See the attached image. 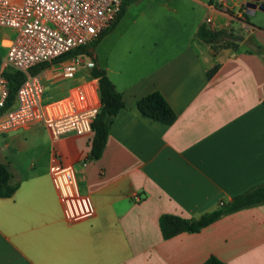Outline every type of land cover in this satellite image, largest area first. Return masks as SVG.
Instances as JSON below:
<instances>
[{"label": "crops", "instance_id": "obj_1", "mask_svg": "<svg viewBox=\"0 0 264 264\" xmlns=\"http://www.w3.org/2000/svg\"><path fill=\"white\" fill-rule=\"evenodd\" d=\"M244 1L126 5L97 43L116 28L131 43L101 58L92 52L123 99L97 158L86 157L92 130L54 141L48 135L45 145L34 143L35 127L46 130L39 122L0 132V160L18 180L10 196L0 197V264H201L209 255L227 264H264V203L168 238L158 224L161 213L196 217L264 181V27L248 19L256 8ZM204 20L213 29L237 30L241 40L202 41L195 31ZM13 35L0 38L5 49ZM67 58L41 68L43 90L46 80H69L55 99L85 74L80 68L63 77ZM153 90L175 112L171 123L137 110L136 100ZM52 160L72 162L91 216H63L49 175Z\"/></svg>", "mask_w": 264, "mask_h": 264}, {"label": "built area", "instance_id": "obj_2", "mask_svg": "<svg viewBox=\"0 0 264 264\" xmlns=\"http://www.w3.org/2000/svg\"><path fill=\"white\" fill-rule=\"evenodd\" d=\"M121 2L0 0V26L14 30L13 38L0 57V107L8 93L2 71L11 68L24 74L15 90L13 104L0 111V132L39 122L54 141L67 133L81 135L92 130L91 122L100 106L96 77L88 72L94 64L92 56L86 53L72 55L60 64L63 77L74 75L80 68L85 74L66 95L48 102L42 101L47 70L29 73L27 69L75 46L93 42L113 21ZM49 175L67 220H79L93 214L89 196L79 191L71 161L52 160Z\"/></svg>", "mask_w": 264, "mask_h": 264}, {"label": "trees", "instance_id": "obj_3", "mask_svg": "<svg viewBox=\"0 0 264 264\" xmlns=\"http://www.w3.org/2000/svg\"><path fill=\"white\" fill-rule=\"evenodd\" d=\"M132 1L133 0H122L120 10L113 21L93 42L90 44L75 46L56 56L53 60L60 61L72 55L89 52V46L96 43L105 33L112 29L118 18L123 13L126 5ZM208 2L216 4V0H208ZM195 34L199 39L209 44L225 41L224 44L231 43L234 45L236 41L241 40L242 38L241 34L233 31L231 28L223 27L213 29L205 20L198 25ZM1 55L2 51L0 47V57ZM46 65L47 62L36 63L31 65L27 71L29 73H35ZM215 68L216 66L211 67L207 71V75H210ZM88 72L92 76L96 77L100 98L99 109L91 122L93 135L86 155V157L90 159L97 158L100 155L108 132V126L114 114L123 106V99L121 93L114 88L112 82L102 67L98 66L94 62ZM2 74L7 82L8 93L3 105L0 107V111L13 104L15 90L24 76L23 72L11 68L4 69ZM261 104L264 106V98L262 99ZM136 108L143 116L159 121L163 124H169L175 118V112L165 100L163 95L157 90L150 91L139 97L136 100ZM17 185L18 180L13 178L8 163L0 160V197L10 196ZM262 203H264V181L250 185L246 189L233 194L228 202H223L215 209L202 212L196 217L186 218L172 213H161L158 218V224L162 237L168 238L181 231H198L217 220L222 215ZM201 264L227 263L221 261L215 255H209L202 261Z\"/></svg>", "mask_w": 264, "mask_h": 264}, {"label": "rangeland", "instance_id": "obj_4", "mask_svg": "<svg viewBox=\"0 0 264 264\" xmlns=\"http://www.w3.org/2000/svg\"><path fill=\"white\" fill-rule=\"evenodd\" d=\"M134 5L135 4L131 6L133 7V9L135 8L137 4L135 6ZM246 16L248 17L249 20H252L255 24H259L264 27V12L263 11L259 9H256L254 12L247 11ZM117 29L118 28H116L115 30L107 34V36L101 39L99 43H97L98 42L97 41L96 43L90 45L89 46L90 53L87 52L86 54L93 56L92 55V52H93L96 58L97 57L101 58L105 54V52L107 53L113 48L123 49L127 45V43L129 44L130 42L129 37L121 35L122 34L121 32L123 30L122 29L117 30ZM235 32L238 33L237 30ZM12 35H13V29L11 27L0 26V38L3 36L11 37ZM224 42L225 41H221L220 44H223ZM246 43L248 46H252V47L255 46L249 39L246 40ZM0 47L3 53L5 49V44H3L1 40H0ZM99 64H100V61H99ZM68 81H69L68 79H64V80H61L58 84H55L54 82L50 80H46L45 85H44V90L42 93V101L48 102L60 96L62 94L61 88L66 86ZM34 132H35L34 143L39 144V145L47 144L48 134L46 133V130L41 125H37L35 127ZM16 134L20 138V129L16 131Z\"/></svg>", "mask_w": 264, "mask_h": 264}, {"label": "water", "instance_id": "obj_5", "mask_svg": "<svg viewBox=\"0 0 264 264\" xmlns=\"http://www.w3.org/2000/svg\"><path fill=\"white\" fill-rule=\"evenodd\" d=\"M244 5L252 10L256 8L264 12V0H245Z\"/></svg>", "mask_w": 264, "mask_h": 264}]
</instances>
